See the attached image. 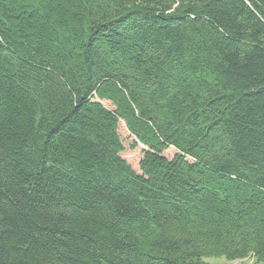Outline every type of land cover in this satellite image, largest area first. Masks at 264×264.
Masks as SVG:
<instances>
[{
    "label": "trees",
    "instance_id": "trees-1",
    "mask_svg": "<svg viewBox=\"0 0 264 264\" xmlns=\"http://www.w3.org/2000/svg\"><path fill=\"white\" fill-rule=\"evenodd\" d=\"M213 258L264 264V0H0V264Z\"/></svg>",
    "mask_w": 264,
    "mask_h": 264
},
{
    "label": "rangeland",
    "instance_id": "rangeland-1",
    "mask_svg": "<svg viewBox=\"0 0 264 264\" xmlns=\"http://www.w3.org/2000/svg\"><path fill=\"white\" fill-rule=\"evenodd\" d=\"M101 103L105 106L106 109L113 110V107L109 102L103 101ZM119 135L125 148V151L122 155L123 159L133 168L135 172L141 174L140 163L144 157L143 151L145 150V148L141 145L138 146L137 149L132 148L133 143L136 141V138L129 133L124 121L122 120L119 123ZM176 154L177 151L175 149H170L164 153V156L169 160H172L176 156ZM206 262H208L209 264H256L253 258L233 263L227 262L225 259L213 258L207 260Z\"/></svg>",
    "mask_w": 264,
    "mask_h": 264
}]
</instances>
